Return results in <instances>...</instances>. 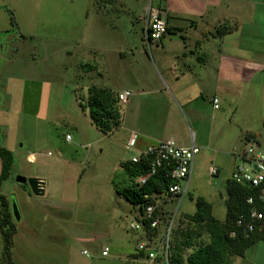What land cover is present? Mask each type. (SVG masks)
<instances>
[{"label":"rangeland","instance_id":"374dc122","mask_svg":"<svg viewBox=\"0 0 264 264\" xmlns=\"http://www.w3.org/2000/svg\"><path fill=\"white\" fill-rule=\"evenodd\" d=\"M96 2L0 0V144L15 157L2 194L15 203L20 216L15 218L13 264H34L31 259L43 257V247L68 244L74 232H78V246L73 245L72 253L78 263L101 256L102 247L85 243L94 234L108 241L112 255L129 253L138 244L139 233L130 231L129 225L137 222L140 206L116 193V188L123 190L128 183L122 161L129 162L135 155L126 150L127 133L143 134L135 125L144 111L145 128L164 131L168 123L175 128L173 133L190 138L187 123L185 128L166 95L157 92L161 74L155 68L154 73H145L133 62L127 67L120 63V49L131 52L144 47L151 52L143 18L116 11L99 20ZM131 59L129 53L125 62ZM147 80L150 87L144 84ZM93 86L132 93L131 104L120 105L123 130L105 134L94 125L88 110L81 109L78 98L86 104ZM205 106L211 115L212 104ZM201 148L182 203L161 201L160 207L168 219L174 217V229L179 231L190 227L185 217L196 212L199 198L211 204L217 220L226 218L231 159L215 158L212 148ZM30 156L34 161L28 160ZM212 165L221 168L218 176L209 174ZM17 176L46 180V195H33L28 184L16 182ZM3 212L0 206V218ZM114 229L120 231V239L119 232L113 235ZM161 229L165 230V224ZM119 245L126 249H118ZM24 248L29 257L21 259L18 255ZM84 249L89 259L81 255ZM4 250L0 232V264H8Z\"/></svg>","mask_w":264,"mask_h":264},{"label":"crops","instance_id":"0c3cea01","mask_svg":"<svg viewBox=\"0 0 264 264\" xmlns=\"http://www.w3.org/2000/svg\"><path fill=\"white\" fill-rule=\"evenodd\" d=\"M96 1L99 20L117 11L131 17L138 15V20L143 18L146 27L149 8L162 10L166 14L168 33L160 43L150 48L151 52L143 47L131 52L120 49L118 53L123 67L132 65L133 62L143 68L145 73H154L155 68L161 74L166 87L159 80L161 87L157 88V92L166 95L176 118L184 122L185 128V122L187 123L184 131L189 132L190 138L188 135L182 138L173 133L175 128L168 123H164V131L145 128L143 111L141 122L137 120L138 125H135L143 133L138 143L139 148L172 140L175 136V142L180 147L189 148L194 145L201 151V146H205L213 149L215 158L217 155L230 157L232 173L242 162L240 156L250 140L256 142L259 151L264 152V0ZM128 39L129 37H125V41ZM129 53L132 59L128 64L125 58ZM150 83L147 80L144 84L150 87ZM167 85L170 87L169 92ZM214 99L218 100V108H215ZM207 102L212 104L211 115L206 111ZM129 104L130 101L126 107ZM120 129H124V122ZM128 136L129 133L126 135V142ZM199 154L200 152L194 159L190 182ZM33 159V156L28 157L29 161ZM212 167L214 165L208 171ZM218 168L216 176L221 172V168ZM44 181L45 196L47 181ZM169 201L171 200H167ZM113 232V235L119 232L117 238L120 239V231L114 229ZM137 237L138 244L142 240H148L144 234H138ZM160 239L161 235L155 241ZM72 242L47 246V250L43 247V257L31 259L30 263L144 264L146 261V255L137 249V242L134 247L131 246L129 253L112 255L113 249L108 241H103L101 236L94 234L85 243L102 247L101 256L92 262L83 260L78 263V256L74 257L72 253L73 245L78 246V232L72 234ZM106 247L110 252L108 256H103L102 252ZM123 248L126 249L118 246V249ZM18 251L17 247L16 254ZM20 252L21 255L18 256L21 259L23 256L29 257L27 248ZM153 264H164L163 258L158 257ZM233 264H264V241L256 242L243 256L235 257Z\"/></svg>","mask_w":264,"mask_h":264},{"label":"trees","instance_id":"16d2710c","mask_svg":"<svg viewBox=\"0 0 264 264\" xmlns=\"http://www.w3.org/2000/svg\"><path fill=\"white\" fill-rule=\"evenodd\" d=\"M88 94L86 104L81 101L80 97L78 100L81 109L88 110L94 125L105 134H110L120 128L123 119L121 103L118 100L119 93L93 86L88 89ZM0 162V206L4 208L0 218V232L5 241V259L8 264H13L11 252L14 246L13 237L17 232L15 216L13 204L2 194V188L10 178L15 157L12 151L1 144ZM122 168L128 183L123 190L116 188V193L134 206L144 207L147 203L144 200V194L152 196L153 198L148 203L155 205L156 197L168 188L169 182L162 170L152 177L148 184L138 188L135 181L145 173L146 166L125 161L122 163ZM226 192V218L224 221L217 220L213 216L211 204L205 199L199 198L196 212L185 217L190 227L180 230L181 232L176 228L173 230L170 264H233L235 257L243 256L246 250L256 242L264 241V234L255 233L247 237L237 226L238 219L251 209L252 206L247 203V200L256 197L257 190L228 180ZM162 209L160 208V210ZM159 213V209L156 208L155 215H159ZM163 221H166L165 218ZM162 233L161 228L146 229L149 239L159 237Z\"/></svg>","mask_w":264,"mask_h":264},{"label":"built area","instance_id":"2783aa9c","mask_svg":"<svg viewBox=\"0 0 264 264\" xmlns=\"http://www.w3.org/2000/svg\"><path fill=\"white\" fill-rule=\"evenodd\" d=\"M167 33L166 14L162 10L149 8L145 27V40L148 48L160 43ZM131 96L130 91H125L118 94V100L121 104H127ZM213 101L215 108H218V100L214 99ZM67 139H70V136H67ZM139 140V135L136 132H131L126 142V150L135 152L129 162L146 166L145 173L136 179V186L138 188L145 186L161 170L165 174L169 185L166 190L156 197L155 205L148 203L153 197L144 194L143 197L147 203L143 208L140 207L137 222H132L129 225V230L144 234L147 237L146 229L157 230L165 224V230H163L161 239L158 242L155 241L157 237L152 239L147 237L148 240L139 243L137 249L140 253L146 255L144 264H153L158 257L163 258L164 264H170L174 217L168 219L166 211L164 209L160 210L162 207L159 206V203L161 200L182 203L188 192L194 159L200 149L194 145L183 148L173 140L139 148ZM240 159L242 162L233 170L231 180L249 186L257 190L258 193L256 197L247 200V203L252 207L247 214L238 219L237 226L242 229L247 237L255 233L264 234V152L259 151L256 142L250 140L246 144L245 151ZM30 161L32 162L34 159ZM218 172L219 168L215 166L209 170L212 177L216 176ZM156 208L159 209L161 214L155 215ZM163 218L166 221H163ZM109 252L110 249L106 247L102 255L108 256ZM83 255L90 257L87 250L83 251Z\"/></svg>","mask_w":264,"mask_h":264},{"label":"water","instance_id":"95a60500","mask_svg":"<svg viewBox=\"0 0 264 264\" xmlns=\"http://www.w3.org/2000/svg\"><path fill=\"white\" fill-rule=\"evenodd\" d=\"M16 182L21 184V185L28 184L33 195H35L37 197L44 196L45 185H46L44 180L38 179V178L27 179L26 177H23V176H17ZM13 214H14L16 220H20L18 209H17V206L15 205V203H13Z\"/></svg>","mask_w":264,"mask_h":264}]
</instances>
